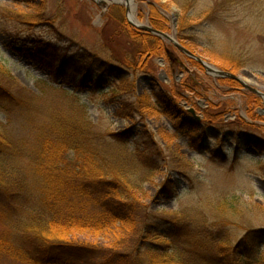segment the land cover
I'll list each match as a JSON object with an SVG mask.
<instances>
[{
	"label": "rangeland",
	"instance_id": "obj_1",
	"mask_svg": "<svg viewBox=\"0 0 264 264\" xmlns=\"http://www.w3.org/2000/svg\"><path fill=\"white\" fill-rule=\"evenodd\" d=\"M102 1L105 3L0 0V85L12 91L5 104L7 111L0 107V128L19 150L22 148L19 157L24 167L32 158L41 159L34 150L42 132L47 145L55 150L60 173L83 170L80 165L84 152H90L80 143L81 148L74 153V146L64 142L73 131L78 135L86 132L97 148L91 155L95 164L126 182L128 179L130 192L141 201L142 211L133 229L129 223L113 224L105 230L67 231L65 238L103 250L131 253L137 247L139 252L142 246L144 250L156 235L172 231L174 219L188 222L195 231L198 224L206 223L215 237H226L230 243H236L250 230L264 229V150L258 148L259 140H264V99L255 94L259 99L256 103L254 93L241 83H229V78L191 63L166 38L161 37L166 46L164 53L136 54L127 28L137 27L129 22L127 6ZM134 1L140 23L151 26L156 9L166 21L168 30L163 32L179 42L178 22L186 16L190 24L195 23L188 41H182L192 48L190 51L210 66L234 73L264 92L263 0ZM184 4H189L186 11H182ZM218 5L222 7L216 8ZM212 8L213 16L204 19L203 12ZM37 40L58 49L61 60L55 64L38 56L33 43ZM228 47L244 53L243 67L235 68L223 56ZM168 52L175 55L174 60ZM131 59L139 66L131 64ZM113 66L128 76L129 83H119ZM190 76L197 79L192 87L199 93L183 89V82ZM134 88L137 95L144 96L178 93L179 103L186 109L194 108L200 121L205 122L198 135L202 136L203 147L196 148L189 131H179L172 118L140 107L135 102ZM115 133L127 136L124 143L114 140ZM149 133L156 136L163 149L160 156L164 166L152 173L136 159L122 162L128 158L127 150L137 146L136 140L145 141ZM169 165L182 174L170 172ZM14 173L23 179L28 176L27 169L19 168ZM168 181L175 191L172 196L164 192ZM26 202L23 205L31 204ZM147 221L156 226L152 235L145 233ZM9 230L10 225L0 213V238L6 237ZM158 240L170 242L166 237ZM251 255L264 256V246L254 249ZM0 264L22 263L0 254Z\"/></svg>",
	"mask_w": 264,
	"mask_h": 264
},
{
	"label": "trees",
	"instance_id": "obj_2",
	"mask_svg": "<svg viewBox=\"0 0 264 264\" xmlns=\"http://www.w3.org/2000/svg\"><path fill=\"white\" fill-rule=\"evenodd\" d=\"M262 4L264 5V0ZM188 5L184 4L182 11H186ZM219 7L222 6L218 5L216 8ZM214 9L203 12L204 19L211 18ZM151 17V26L160 31L168 30L165 19L158 15L156 9ZM194 27L195 23L190 24L186 16L179 19L178 38L181 42L188 41V33L194 31L191 29ZM127 33L136 46V54L148 53L149 56H155L166 50L159 35L132 27L127 28ZM33 43L38 56L50 59L55 64L61 60L58 49H51L41 40ZM182 44L185 45L183 42ZM168 54L170 59L174 60L175 55L169 52ZM223 56L228 57L235 68H241L245 64L244 53L234 47H228V52ZM188 59L191 63L201 65L190 57ZM119 61L128 66L123 60ZM131 64L139 66V63H134L132 59ZM129 68L135 69L131 66ZM112 71L118 72L119 83L126 80L122 84L129 83L128 76H124L117 67L113 66ZM227 80L229 83L238 84L232 79ZM195 81L197 79L190 76L183 82V89L197 92L196 88L192 87ZM133 93L137 96L135 102L140 107H148L153 112L172 118L179 131H189L191 143L196 148L203 147L202 136L198 138V135L205 122L200 121L179 103L178 93L173 96L171 92L165 91L155 92L153 96H144L137 95L135 88ZM11 94L9 87L0 85V107L6 111L5 104H8L7 100ZM253 95V98H256L254 101L259 103L257 96ZM2 131L0 128V213L3 221L10 225V230L6 237L0 238V254H5L22 264H264V256L254 258L251 255L254 249L264 246V229L250 230L236 243H230L226 237H215L206 223L198 224L195 231L190 228L188 222L174 219L176 226L174 225L173 230L165 236L156 235L155 241L149 239L148 245L145 244V253L143 246L140 252L137 247L131 253H122L118 250H103L92 245L71 242L64 236L67 231L105 230L113 224L128 223L132 229L135 228L142 205L140 199L130 192L129 180L126 182L114 172L111 173L95 164L91 155L97 148L95 143L91 144L92 139H87L86 132L78 135L73 131L68 142H64L66 146H74L71 148L74 153L81 148L78 147L80 143L90 152H84L82 163V160H79L80 166H84L83 170L65 174L57 170L60 165L54 158L55 150L47 145L44 133L41 132L38 136L39 145L34 150L39 152L41 159H30L25 168L22 157H19L22 148L19 150ZM124 135L115 133L113 138L124 143L127 138L123 137ZM155 138L154 134L149 133L145 141L136 140L137 146L134 150H127L128 158L122 159V162H132L136 159L146 167L148 173L160 170L164 166L160 156L163 149ZM234 138L240 142V137L235 135ZM259 141L261 144L257 147L264 150V140ZM19 168L23 171L27 169L28 176L25 175L24 179L14 173ZM168 168L170 172L182 174L170 165ZM165 183L164 192L169 196L174 195V188L169 184L171 181ZM29 201L31 204L23 205ZM146 224V234L156 231L154 223L147 221ZM159 237H166L170 242L164 243L158 240Z\"/></svg>",
	"mask_w": 264,
	"mask_h": 264
},
{
	"label": "water",
	"instance_id": "obj_3",
	"mask_svg": "<svg viewBox=\"0 0 264 264\" xmlns=\"http://www.w3.org/2000/svg\"><path fill=\"white\" fill-rule=\"evenodd\" d=\"M101 3H103V1H100ZM105 3V2H104ZM103 3V4H104ZM127 7V10H129L128 5L125 4ZM128 19L129 22L134 25L135 27L153 33L155 35H159L162 38H166L167 40L170 41V43H172L178 50L181 51V53L187 55L188 57L195 59L197 62H199L200 64L203 65L204 68L207 69V71L214 73L216 76H223L226 78H230L233 80L238 81L239 83H241L246 89H248L249 91L253 92L254 94H257L258 96H260L261 98L264 99V92L256 89L255 87L251 86L250 84L246 83L240 76H237L234 73L231 72H227V71H223V70H219L217 68H214L212 66H210L207 62H205L201 57L197 56L196 54H194L192 51H190L188 48H186L183 44H181L177 39H175V37H173L171 34L157 30L155 28H153L152 26L147 24H143V23H135L133 21L130 20L129 18V14H128ZM174 27L176 28L177 25V18L174 17ZM190 112L194 114V116H196L197 118H200L199 115H197L196 110L194 108H189Z\"/></svg>",
	"mask_w": 264,
	"mask_h": 264
},
{
	"label": "bare ground",
	"instance_id": "obj_4",
	"mask_svg": "<svg viewBox=\"0 0 264 264\" xmlns=\"http://www.w3.org/2000/svg\"><path fill=\"white\" fill-rule=\"evenodd\" d=\"M99 1H101V0H99ZM108 2L119 3V4H127L128 8H129V18H130V20L135 22V23H139V21L137 19V16H136V13H135V3L136 2L134 0H108Z\"/></svg>",
	"mask_w": 264,
	"mask_h": 264
}]
</instances>
